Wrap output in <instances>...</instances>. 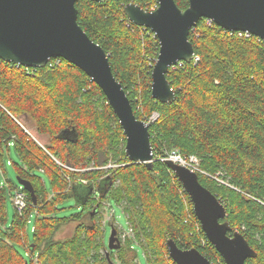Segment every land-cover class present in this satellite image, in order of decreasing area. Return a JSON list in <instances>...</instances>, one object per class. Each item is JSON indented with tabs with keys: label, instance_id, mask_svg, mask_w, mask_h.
I'll use <instances>...</instances> for the list:
<instances>
[{
	"label": "trees",
	"instance_id": "trees-1",
	"mask_svg": "<svg viewBox=\"0 0 264 264\" xmlns=\"http://www.w3.org/2000/svg\"><path fill=\"white\" fill-rule=\"evenodd\" d=\"M174 1L180 9L189 5ZM128 3L150 10L158 1L78 0L77 22L107 54L135 116L147 121L158 113L148 125L156 159L151 169L128 159L123 129L105 94L76 65L52 57L44 67H26L0 58V167L13 148L18 160L9 164L36 196L32 204L25 190V210L14 209L9 219L7 193L17 186L9 179L0 184V264H142L140 252L144 264H176L167 251L170 238L180 248L198 249L212 264H226L201 229L181 182L157 159L172 148L195 154L210 174L223 172L228 185L197 176L224 204L228 234L239 231L255 251L245 264H264V41L201 18L188 36L193 59L167 73L175 100L162 103L151 94L158 38L127 18ZM16 118L47 137L46 144ZM110 161L116 165L105 168ZM78 186L87 189L79 197L80 210L59 215V205ZM103 199L122 207L133 230L123 242L118 237L115 250H108L97 222ZM70 223L72 233L57 239L56 232Z\"/></svg>",
	"mask_w": 264,
	"mask_h": 264
},
{
	"label": "water",
	"instance_id": "water-1",
	"mask_svg": "<svg viewBox=\"0 0 264 264\" xmlns=\"http://www.w3.org/2000/svg\"><path fill=\"white\" fill-rule=\"evenodd\" d=\"M77 1L0 0V58L16 65L44 67L50 58L58 57L79 67L100 87L116 114L126 138L128 159L151 169L153 154L148 123L135 116L124 88L112 72L107 54L77 22ZM157 1L154 10L128 3L123 11L131 22L149 28L158 38L151 94L162 103L175 100L167 73L177 62L193 59L194 50L188 36L201 18L211 19L230 32H249L264 41V0H189L186 9H180L174 0ZM166 164L189 195L201 229L225 263L245 264L247 258L255 256L239 231L228 234L229 222L222 221L227 215L224 204L199 182L197 173L171 160ZM17 182L29 193L32 204H36L31 183L18 177ZM110 227L107 248L115 250L120 243L116 229ZM166 246L176 264H212L194 247L180 248L171 238L167 239Z\"/></svg>",
	"mask_w": 264,
	"mask_h": 264
},
{
	"label": "rangeland",
	"instance_id": "rangeland-1",
	"mask_svg": "<svg viewBox=\"0 0 264 264\" xmlns=\"http://www.w3.org/2000/svg\"><path fill=\"white\" fill-rule=\"evenodd\" d=\"M24 123V121H22ZM26 127L32 131L35 138L39 143L42 145L46 144L47 137L38 135L30 126ZM11 160H18V157L16 153L14 152L13 148L10 149L9 152H5L2 165L3 167H0V184H5V179L12 180L17 187H19V183L17 182V176L14 173V170L12 166L9 164ZM109 163H112L111 161ZM113 166L116 165L115 163H112ZM98 168V167H97ZM8 189V187H7ZM87 189L84 186H78L75 189V195L72 196L68 201L60 204L59 206L63 207L60 210H58L59 215H68L70 213L77 212L80 210V200L79 197L85 192ZM14 190L12 189L10 192L8 190L7 193V213L9 219L12 217V214L14 212V206L12 203V194ZM99 193V190H95V196H97ZM101 203V207L99 209L101 217L98 218L97 222L100 224L102 230L105 232V242L107 245L108 237L110 234V225L116 229L117 231V237H119L122 242L126 237H132L133 236V230L131 225L129 224L127 220V215L123 212L122 207L120 205H116L114 202L108 199L99 200ZM34 222V213L30 216L29 221L27 223V228L30 231ZM75 223H70L67 225L62 226L55 234V237L57 239L59 238H65L69 236L73 229H74ZM131 230V231H130ZM23 252V249H21ZM24 253V252H23ZM26 256V255H25ZM27 257V256H26ZM139 261L140 263L144 264L143 256L140 252L139 254Z\"/></svg>",
	"mask_w": 264,
	"mask_h": 264
},
{
	"label": "built area",
	"instance_id": "built-area-1",
	"mask_svg": "<svg viewBox=\"0 0 264 264\" xmlns=\"http://www.w3.org/2000/svg\"><path fill=\"white\" fill-rule=\"evenodd\" d=\"M158 6V4L156 5H153L151 7L150 10H154L156 9ZM207 21L210 23L212 20L211 19H207ZM238 34L239 35H245V36H250L251 34L249 32H243V31H238ZM198 57H195V60L197 59ZM158 117V113L157 112H153L152 115L149 117V119L146 121L148 123V125L150 124V122L154 121L156 118ZM16 121L24 128V130L32 137L34 138L35 140H37L34 136V134L32 133L31 130H29L26 126H24L19 119L16 118ZM41 144V143H40ZM42 145V144H41ZM156 159V157H153V160ZM157 159H159L160 161H167V160H171L179 165H182L186 168H188L189 170L193 171V172H196L197 174L198 173H203L213 179H215L216 181H218L219 183H222V184H227V181H225L223 178H222V175H223V172L222 171H219V172H216L215 174H210L206 171H204L201 167H200V160L199 158L195 155V154H189V155H182L177 149H169V150H166L164 152V155L160 156V157H157ZM10 163V162H9ZM113 166L112 163H108L105 168L107 167H111ZM66 168H69L71 170H89V169H96L95 166H88L86 168H74V167H71L69 165H65ZM79 182L83 183V184H86L87 183V180L86 179H83V178H78ZM12 203H13V206H14V209L19 213H23V211L25 210L26 206H27V193L25 192V190L23 189L22 186H19L17 187L13 194H12ZM131 231V230H130Z\"/></svg>",
	"mask_w": 264,
	"mask_h": 264
},
{
	"label": "bare ground",
	"instance_id": "bare-ground-1",
	"mask_svg": "<svg viewBox=\"0 0 264 264\" xmlns=\"http://www.w3.org/2000/svg\"><path fill=\"white\" fill-rule=\"evenodd\" d=\"M97 168V167H96Z\"/></svg>",
	"mask_w": 264,
	"mask_h": 264
}]
</instances>
